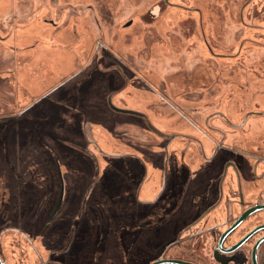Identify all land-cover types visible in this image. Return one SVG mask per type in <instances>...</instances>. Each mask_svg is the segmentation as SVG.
<instances>
[{
	"label": "flooded vegetation",
	"instance_id": "obj_1",
	"mask_svg": "<svg viewBox=\"0 0 264 264\" xmlns=\"http://www.w3.org/2000/svg\"><path fill=\"white\" fill-rule=\"evenodd\" d=\"M191 1L0 0V264H264V0Z\"/></svg>",
	"mask_w": 264,
	"mask_h": 264
},
{
	"label": "rangeland",
	"instance_id": "obj_2",
	"mask_svg": "<svg viewBox=\"0 0 264 264\" xmlns=\"http://www.w3.org/2000/svg\"><path fill=\"white\" fill-rule=\"evenodd\" d=\"M218 1L219 0H216V2H218ZM243 1L244 0H229L228 4H227V2L225 0L220 1V3L218 4V12L223 13V12H225V9L227 7H232V8H234V15H235L234 20L236 22H238V12L237 11H238V8H239L240 4ZM191 2L197 3L196 0L191 1ZM259 12H262V11H260L258 9L257 11L254 12L251 9H249L248 10V15H249L250 20L256 21L260 25H262V24H264V15L262 14V16H261L260 15L261 13H259ZM251 32L254 33V31H251ZM251 53H252V48L249 47V51L244 56H241V57L238 56L236 59L233 60L234 64L237 66L236 72H240L241 73V71H244V70L245 71H249L250 68H248L247 66H244V65H245V63L250 62ZM232 63H226V64L232 65ZM229 67L230 66L224 67V68H221V69L224 70V71H227V69H229ZM221 86L228 87V83L225 84V83L221 82ZM239 86H240V84L238 83V88H239ZM245 96L246 95L244 94L243 99H245ZM244 101L241 102V103H244ZM216 103H217V101H211V104H213V105H215ZM239 106H241V104ZM247 106H248V103H246L245 106H242V107L237 109L238 112H239V115H245L246 111L248 110ZM252 107H254V106H252ZM113 191H115V190H113Z\"/></svg>",
	"mask_w": 264,
	"mask_h": 264
}]
</instances>
